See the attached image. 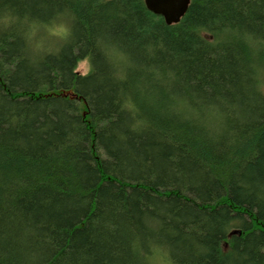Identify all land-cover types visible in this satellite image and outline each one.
<instances>
[{
    "label": "trees",
    "instance_id": "obj_1",
    "mask_svg": "<svg viewBox=\"0 0 264 264\" xmlns=\"http://www.w3.org/2000/svg\"><path fill=\"white\" fill-rule=\"evenodd\" d=\"M10 2L41 18L71 8L78 53L34 67L0 34V264H135L130 240L149 217L175 264H264V95L248 50L221 40L227 28L264 36V0H191L173 25L144 0ZM101 34L174 72L172 91L193 107L217 104L220 130L170 114L168 89L145 73L113 83ZM89 55L95 70L82 74ZM141 78L153 99L135 90ZM122 90L150 121L140 133Z\"/></svg>",
    "mask_w": 264,
    "mask_h": 264
},
{
    "label": "clouds",
    "instance_id": "obj_2",
    "mask_svg": "<svg viewBox=\"0 0 264 264\" xmlns=\"http://www.w3.org/2000/svg\"><path fill=\"white\" fill-rule=\"evenodd\" d=\"M79 17L71 8L57 10L46 18L33 15L30 11L21 14L10 2L0 0V34H7L11 40L19 38L23 42L22 59L38 67L49 57L60 58L64 51L72 47L78 53L76 45V27ZM222 42L242 44L250 56V78L255 92L264 95V36L246 30L227 28L221 36ZM95 51L103 58L108 68V78L115 84L129 83L135 73L149 75L153 82L168 89V111L172 115L195 121L209 133L220 130L224 115L217 104L199 103L193 107L192 101L173 92L177 79L171 70L160 66L151 67L138 64L128 48L106 34L98 35L94 41ZM148 54L154 53L152 45L147 46ZM95 70V55L88 57ZM135 90L146 99L150 96L143 78L136 81ZM120 111L127 116L126 125L134 133H140L150 126L145 113L131 93L121 91L118 101ZM147 233H133L130 248L135 256V264H175L172 252L164 239L160 237L163 225L153 218H146Z\"/></svg>",
    "mask_w": 264,
    "mask_h": 264
},
{
    "label": "water",
    "instance_id": "obj_3",
    "mask_svg": "<svg viewBox=\"0 0 264 264\" xmlns=\"http://www.w3.org/2000/svg\"><path fill=\"white\" fill-rule=\"evenodd\" d=\"M150 12L162 16L168 25L177 24L186 14L191 0H144Z\"/></svg>",
    "mask_w": 264,
    "mask_h": 264
},
{
    "label": "rangeland",
    "instance_id": "obj_4",
    "mask_svg": "<svg viewBox=\"0 0 264 264\" xmlns=\"http://www.w3.org/2000/svg\"><path fill=\"white\" fill-rule=\"evenodd\" d=\"M90 70H91V65L88 61H83L79 64L78 72L82 74H86V73H89Z\"/></svg>",
    "mask_w": 264,
    "mask_h": 264
},
{
    "label": "bare ground",
    "instance_id": "obj_5",
    "mask_svg": "<svg viewBox=\"0 0 264 264\" xmlns=\"http://www.w3.org/2000/svg\"><path fill=\"white\" fill-rule=\"evenodd\" d=\"M190 5V4H189ZM188 11V10H187ZM162 17V16H161ZM165 20V19H164ZM181 21V20H180ZM166 22V21H165ZM167 24V23H166ZM168 25V24H167Z\"/></svg>",
    "mask_w": 264,
    "mask_h": 264
}]
</instances>
